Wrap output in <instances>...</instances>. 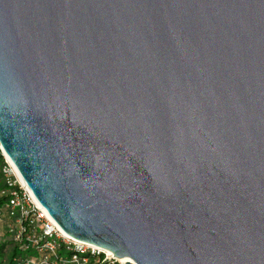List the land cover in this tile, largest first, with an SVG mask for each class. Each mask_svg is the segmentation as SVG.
Masks as SVG:
<instances>
[{
  "label": "water",
  "instance_id": "95a60500",
  "mask_svg": "<svg viewBox=\"0 0 264 264\" xmlns=\"http://www.w3.org/2000/svg\"><path fill=\"white\" fill-rule=\"evenodd\" d=\"M0 148L124 264H264V0H0Z\"/></svg>",
  "mask_w": 264,
  "mask_h": 264
},
{
  "label": "built area",
  "instance_id": "2783aa9c",
  "mask_svg": "<svg viewBox=\"0 0 264 264\" xmlns=\"http://www.w3.org/2000/svg\"><path fill=\"white\" fill-rule=\"evenodd\" d=\"M4 157L7 201L0 210V243L6 254L0 264H124L108 249L67 234Z\"/></svg>",
  "mask_w": 264,
  "mask_h": 264
},
{
  "label": "trees",
  "instance_id": "16d2710c",
  "mask_svg": "<svg viewBox=\"0 0 264 264\" xmlns=\"http://www.w3.org/2000/svg\"><path fill=\"white\" fill-rule=\"evenodd\" d=\"M4 163H5V157L0 148V210L4 207L7 201V196L3 193V191L6 190V185L2 174V167ZM5 252H6V245L0 243V258H2L6 254Z\"/></svg>",
  "mask_w": 264,
  "mask_h": 264
},
{
  "label": "bare ground",
  "instance_id": "6f19581e",
  "mask_svg": "<svg viewBox=\"0 0 264 264\" xmlns=\"http://www.w3.org/2000/svg\"><path fill=\"white\" fill-rule=\"evenodd\" d=\"M111 254H113V252H111L110 250H108ZM121 261H127V258H120Z\"/></svg>",
  "mask_w": 264,
  "mask_h": 264
},
{
  "label": "rangeland",
  "instance_id": "374dc122",
  "mask_svg": "<svg viewBox=\"0 0 264 264\" xmlns=\"http://www.w3.org/2000/svg\"><path fill=\"white\" fill-rule=\"evenodd\" d=\"M25 254V253H24Z\"/></svg>",
  "mask_w": 264,
  "mask_h": 264
}]
</instances>
